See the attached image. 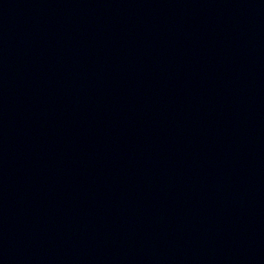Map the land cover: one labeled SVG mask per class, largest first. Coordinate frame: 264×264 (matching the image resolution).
<instances>
[{
    "label": "water",
    "instance_id": "95a60500",
    "mask_svg": "<svg viewBox=\"0 0 264 264\" xmlns=\"http://www.w3.org/2000/svg\"><path fill=\"white\" fill-rule=\"evenodd\" d=\"M0 264H264V0H0Z\"/></svg>",
    "mask_w": 264,
    "mask_h": 264
}]
</instances>
